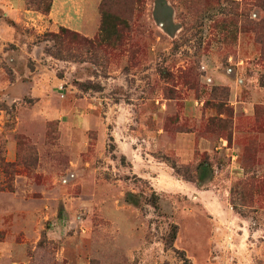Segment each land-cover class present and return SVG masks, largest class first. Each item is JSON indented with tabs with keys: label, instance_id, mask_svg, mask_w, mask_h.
Returning <instances> with one entry per match:
<instances>
[{
	"label": "rangeland",
	"instance_id": "1",
	"mask_svg": "<svg viewBox=\"0 0 264 264\" xmlns=\"http://www.w3.org/2000/svg\"><path fill=\"white\" fill-rule=\"evenodd\" d=\"M67 1L0 0V264H264V0Z\"/></svg>",
	"mask_w": 264,
	"mask_h": 264
},
{
	"label": "trees",
	"instance_id": "2",
	"mask_svg": "<svg viewBox=\"0 0 264 264\" xmlns=\"http://www.w3.org/2000/svg\"><path fill=\"white\" fill-rule=\"evenodd\" d=\"M34 1L42 2L44 5L48 3L46 6L43 5L44 7H41L42 5H38L37 7L38 10H42L45 13H49L53 7V2L49 3L47 2V0H27V3H28L27 5L33 6V4L35 3ZM121 1L137 3L139 0H121ZM109 2H111V0H103L101 4L100 10L102 13V23H101V30H100L101 35L100 36H98L97 38H93V39H86V38L80 37L77 33L70 32L69 30L65 28L62 29V34L63 35L67 34L68 36H70V39L73 42L81 46H88L92 48L97 47L100 44V42H102L101 39L107 40V38L111 36L112 34L119 35L117 28H119V26H124V24H126V20L122 18L121 16L107 10ZM5 166L7 167L11 166V163H5ZM202 166H205V162H201L197 168L199 169ZM177 172L181 174L187 180L196 179V176L194 177L192 174L185 172L184 170L180 169V167L177 168ZM198 178L199 177H197V180Z\"/></svg>",
	"mask_w": 264,
	"mask_h": 264
},
{
	"label": "crops",
	"instance_id": "3",
	"mask_svg": "<svg viewBox=\"0 0 264 264\" xmlns=\"http://www.w3.org/2000/svg\"><path fill=\"white\" fill-rule=\"evenodd\" d=\"M71 2H74V4L77 5V0H68L66 3H63L62 5V8H63V15H65L66 18H70L72 13H74L73 11V8L71 6ZM55 6H56V0H54V3H53V11L55 10ZM77 7V6H76ZM52 11L51 15L53 16L54 15V12ZM76 13H77V10H75ZM55 16L57 17V14H55ZM77 23V21H76ZM72 28L76 29L77 30V27H74V26H71Z\"/></svg>",
	"mask_w": 264,
	"mask_h": 264
}]
</instances>
